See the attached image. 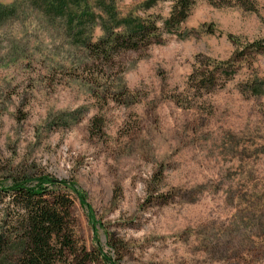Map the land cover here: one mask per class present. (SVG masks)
Returning <instances> with one entry per match:
<instances>
[{
	"label": "rangeland",
	"instance_id": "rangeland-1",
	"mask_svg": "<svg viewBox=\"0 0 264 264\" xmlns=\"http://www.w3.org/2000/svg\"><path fill=\"white\" fill-rule=\"evenodd\" d=\"M153 1L0 0V230L2 189L49 176L83 196L58 189L74 264H264V0H195L177 33ZM127 18L160 38L125 49Z\"/></svg>",
	"mask_w": 264,
	"mask_h": 264
},
{
	"label": "trees",
	"instance_id": "trees-1",
	"mask_svg": "<svg viewBox=\"0 0 264 264\" xmlns=\"http://www.w3.org/2000/svg\"><path fill=\"white\" fill-rule=\"evenodd\" d=\"M208 1L215 5L229 4L233 1L241 4L251 2V0ZM171 2L170 12L163 25L167 31L177 33L195 0H171ZM153 3V0H146L145 4ZM121 36L119 39L121 46L132 50L138 49L141 44L148 45L153 39L160 38L153 21L134 18L125 20V32ZM249 50L264 53V42L261 43L259 40L252 42ZM212 74L213 72L207 69L198 70L197 74L195 72L196 85L202 87ZM35 180L29 177L14 179L8 188L2 189V192L12 193L13 199L19 201L24 209L17 218V226L13 227L14 232L11 230L8 236H4L0 230V253H4L9 248L17 250L15 255L5 252L7 253L5 258L11 259V264H74L73 258L78 259L82 254L72 238L68 222L71 200L58 189L62 187L64 190H74L82 200L83 196L74 184L65 180H60L59 187L54 186L56 180L49 176H40ZM46 195L53 199L45 198ZM82 253L87 259L90 257L89 253H84V250Z\"/></svg>",
	"mask_w": 264,
	"mask_h": 264
}]
</instances>
